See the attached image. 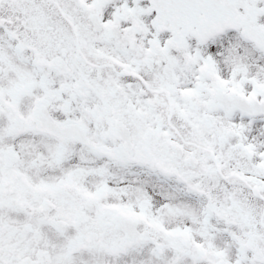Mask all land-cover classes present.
<instances>
[{
  "label": "snow or ice",
  "instance_id": "1",
  "mask_svg": "<svg viewBox=\"0 0 264 264\" xmlns=\"http://www.w3.org/2000/svg\"><path fill=\"white\" fill-rule=\"evenodd\" d=\"M0 264H264V0H0Z\"/></svg>",
  "mask_w": 264,
  "mask_h": 264
}]
</instances>
